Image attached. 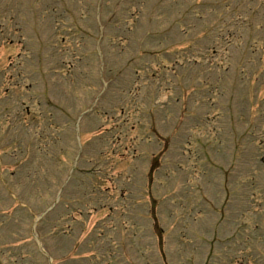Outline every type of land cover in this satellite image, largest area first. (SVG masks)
Wrapping results in <instances>:
<instances>
[{
	"label": "rangeland",
	"instance_id": "rangeland-1",
	"mask_svg": "<svg viewBox=\"0 0 264 264\" xmlns=\"http://www.w3.org/2000/svg\"><path fill=\"white\" fill-rule=\"evenodd\" d=\"M0 264H264V0H0Z\"/></svg>",
	"mask_w": 264,
	"mask_h": 264
},
{
	"label": "flooded vegetation",
	"instance_id": "flooded-vegetation-1",
	"mask_svg": "<svg viewBox=\"0 0 264 264\" xmlns=\"http://www.w3.org/2000/svg\"><path fill=\"white\" fill-rule=\"evenodd\" d=\"M25 111H26V113H30L31 112L28 106L25 107Z\"/></svg>",
	"mask_w": 264,
	"mask_h": 264
}]
</instances>
